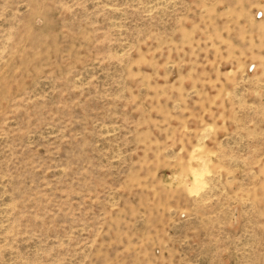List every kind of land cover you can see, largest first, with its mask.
I'll return each mask as SVG.
<instances>
[{"label": "rangeland", "instance_id": "rangeland-1", "mask_svg": "<svg viewBox=\"0 0 264 264\" xmlns=\"http://www.w3.org/2000/svg\"><path fill=\"white\" fill-rule=\"evenodd\" d=\"M0 264H264V0H0Z\"/></svg>", "mask_w": 264, "mask_h": 264}, {"label": "bare ground", "instance_id": "bare-ground-1", "mask_svg": "<svg viewBox=\"0 0 264 264\" xmlns=\"http://www.w3.org/2000/svg\"><path fill=\"white\" fill-rule=\"evenodd\" d=\"M195 177H197V174L195 175Z\"/></svg>", "mask_w": 264, "mask_h": 264}]
</instances>
